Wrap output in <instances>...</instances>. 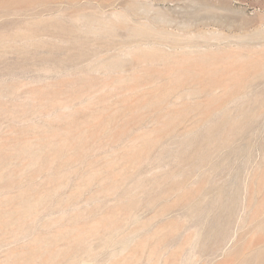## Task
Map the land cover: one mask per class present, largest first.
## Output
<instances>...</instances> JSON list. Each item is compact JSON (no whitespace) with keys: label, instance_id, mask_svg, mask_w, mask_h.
Masks as SVG:
<instances>
[{"label":"rangeland","instance_id":"rangeland-1","mask_svg":"<svg viewBox=\"0 0 264 264\" xmlns=\"http://www.w3.org/2000/svg\"><path fill=\"white\" fill-rule=\"evenodd\" d=\"M0 13V264H264V0Z\"/></svg>","mask_w":264,"mask_h":264},{"label":"bare ground","instance_id":"bare-ground-1","mask_svg":"<svg viewBox=\"0 0 264 264\" xmlns=\"http://www.w3.org/2000/svg\"><path fill=\"white\" fill-rule=\"evenodd\" d=\"M28 5H29V4H28ZM3 7H5V6H3ZM11 7H12V6H11ZM41 9H42V8H41ZM43 9H44V8H43ZM43 9H42V10H43ZM44 10H45V9H44ZM40 13H41V12H40ZM0 14H1V13H0ZM2 14H3V13H2ZM6 16H7V15H6ZM11 17L13 18V16H11ZM30 17H31V16H30ZM38 18H39V17H38ZM21 20H22V19H21ZM24 20H25V19H24ZM36 20H37V19H36ZM35 23H36V22H35ZM20 24H21V23H20ZM22 24H23V23H22ZM8 25H9V24H8ZM13 25H14V24H13ZM23 25H24V24H23ZM5 26H6V25H5ZM14 26H15V25H14ZM32 26H33V25H32ZM34 26H35V25H34ZM18 27H19V26H18ZM54 27H55V26H54ZM54 27H53V28H54ZM10 29H11V28H10ZM31 29H32V28H31ZM41 29H42V28H41ZM47 29H48V28H47ZM5 30H6V29H5ZM28 30H29V29H28ZM33 30H34V29H33ZM33 30H32V31H33ZM60 30H61V29H60ZM62 30H63V29H62ZM0 31H1V30H0ZM39 31H41V30H39ZM1 32H2V31H1ZM9 32H10V31H9ZM17 32H18V31H17ZM20 32H21V31H20ZM20 32H19V33H20ZM25 32H26V31H25ZM30 32H31V31H30ZM37 32H38V31H37ZM37 32H36V33H37ZM115 32H116V31H115ZM132 32H133V31H132ZM138 32H139V31H138ZM13 33H14V32H13ZM13 33H12V34H13ZM31 33H32V32H31ZM39 33H40V32H38V34H39ZM53 33H54V32H53ZM62 33H63V32H62ZM17 34H18V33H17ZM28 34H29V33H28ZM28 34H26V35H28ZM60 35H61V34H60ZM1 36H2V35H1ZM19 36H20V35H19ZM33 36H34V34H33ZM109 36H110V35H109ZM15 37H16V36H15ZM20 37L22 38V36H20ZM34 37H35V36H34ZM1 38H2V37H1ZM13 38H14V37H13ZM17 38H18V37H17ZM25 38H26V37H25ZM4 39H5V38H4ZM7 39H8V38H7ZM35 39H36V38H35ZM0 40H3V39H0ZM11 40H12V38H11ZM28 40H29V39H28ZM28 40H27V42H28ZM13 41H14V40H13ZM13 41H12V42H13ZM18 41H19V39H18ZM21 41H22V40H21ZM0 42H1V41H0ZM2 42H3V41H2ZM7 42H8V41H7ZM12 42H11V43H12ZM71 42H72V41H71ZM15 43H16V42H15ZM5 44H6V43H5ZM7 44H8V43H7ZM12 44H13V43H12ZM21 44H22V43H21ZM29 44H30V43H29ZM24 45H25V44H24ZM32 45H33V44H32ZM44 45H45V44H44ZM77 45H78V44H77ZM77 45H76V46H77ZM8 46H9V45H8ZM16 46H17V45H16ZM21 46H22V45H21ZM25 46H26V45H25ZM33 46H34V45H33ZM62 46H63V45H62ZM13 47H14V45H13ZM29 47H30V46H29ZM45 47H46V46H45ZM72 47H73V46H72ZM6 48H7V45H6ZM8 48H11V47H8ZM37 48H38V47H37ZM37 48H36V49H37ZM57 48H58V47H57ZM4 49H5V48H4ZM47 49H48V48H47ZM2 50H3V49H2ZM2 50H1V52H2ZM11 50H12V49H11ZM20 50H21V49H19V51H20ZM7 51H8V49H7ZM22 51H23V50H22ZM37 51H38V50H37ZM43 51H44V50H43ZM16 52H17V50H16ZM28 52H30V50H29ZM39 52H40V51H39ZM31 53H32V52H31ZM11 54H12V53H11ZM19 54H20V53H19ZM4 55H5V54H4ZM4 55H3V56H4ZM8 55H9V52H8ZM28 55H29V54H28ZM24 56H25V55H24ZM32 57H33V56H32ZM35 57H36V56H35ZM3 58H5V57H3ZM19 58H20V57H19ZM39 59H40V58H39ZM43 59H44V58H43ZM21 60H22V59H21ZM37 60H38V59H37ZM70 60H71V59H70ZM60 61H61V60H60ZM62 61H63V60H62ZM15 62H16V60H15ZM28 62H29V61H28ZM74 62H75V61H74ZM76 62H77V60H76ZM4 63H5V62H4ZM23 63H24V62H23ZM66 64H67V63H66ZM1 65H2V64H1ZM18 66H19V65H18ZM14 67H15V66H14ZM2 68H3V67H2ZM7 69H8V68H7ZM16 69H17V68H16ZM26 69H27V68H26ZM103 71H104V70H103ZM10 73H11V71H10ZM15 73H16V72H15ZM13 82H14V81H13ZM9 83H10V82H9ZM12 87H13V86H12ZM10 88H11V87H10ZM11 90H12V89H11ZM231 94H232V93H231ZM13 95H14V94H13ZM230 96H231V95H230ZM232 96H233V95H232ZM11 97H12V96H11ZM9 98H10V97H9ZM225 100H226V99H225ZM232 100H233V99H232ZM8 101H9V100H8ZM223 101H224V99H223ZM226 103H227V101H226ZM229 103H230V102H229ZM56 113H57V112H56ZM222 118H223V117H222ZM224 118H225V117H224ZM226 118H227V116H226ZM220 119H221V118H220ZM227 119H228V118H227ZM216 133H217V132H216ZM193 150H194V149H193ZM246 189H247V188H246ZM246 189H245V190H246ZM9 203H10V202H9ZM230 203H231V202H230ZM42 214H43V213H42ZM45 215H46V214H45ZM45 215H44V216H45ZM33 217H34V216H33ZM18 222H19V221H18ZM237 225H238V224H237ZM262 226H263V225H262ZM254 228H255V226H254ZM255 229H256V228H255ZM258 229H259V228H258ZM221 232H222V231H221ZM173 238H174V237H173ZM173 238H172V239H173ZM173 241H174V240H173ZM249 247H250V246H249ZM251 249H253V248H251ZM211 251H212V250H211ZM253 253H254V252H253ZM254 254H255V253H254ZM254 254H253V255H254ZM257 254H258V252H257ZM249 255H250V254H249ZM258 256H259V255H258ZM258 256L256 255V259H257V260L259 259ZM245 258H246V257H245ZM248 258H249V257H248ZM250 258H251V257H250ZM250 258H249V259H250ZM243 259H244V258H243ZM241 261H243V260H241ZM244 261H246V260H244ZM263 261H264V259H263ZM240 263H241V262H240ZM244 263H245V262H244ZM247 263H248V262H247ZM253 263H254V262H253ZM255 264H256V263H255Z\"/></svg>","mask_w":264,"mask_h":264}]
</instances>
